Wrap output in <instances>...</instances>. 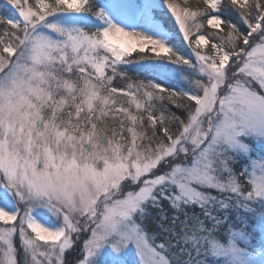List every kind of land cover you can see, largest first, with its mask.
Returning a JSON list of instances; mask_svg holds the SVG:
<instances>
[{"label": "snow or ice", "instance_id": "obj_1", "mask_svg": "<svg viewBox=\"0 0 264 264\" xmlns=\"http://www.w3.org/2000/svg\"><path fill=\"white\" fill-rule=\"evenodd\" d=\"M5 4L0 264H264V0Z\"/></svg>", "mask_w": 264, "mask_h": 264}, {"label": "rangeland", "instance_id": "obj_2", "mask_svg": "<svg viewBox=\"0 0 264 264\" xmlns=\"http://www.w3.org/2000/svg\"><path fill=\"white\" fill-rule=\"evenodd\" d=\"M127 2H130V1L127 0ZM82 241H83V237H81L80 241L76 243L75 249L69 250L68 252H66V255H65L66 264H76V261L80 258V250L82 249ZM125 259L127 261V264H131L133 260L137 261L138 257L135 256L134 254H129L127 257H125Z\"/></svg>", "mask_w": 264, "mask_h": 264}, {"label": "trees", "instance_id": "obj_3", "mask_svg": "<svg viewBox=\"0 0 264 264\" xmlns=\"http://www.w3.org/2000/svg\"><path fill=\"white\" fill-rule=\"evenodd\" d=\"M182 2V0H181ZM202 3V0H189V4L192 6V7H197V6H200ZM0 7H3L2 5H0ZM3 11L6 12V8H3ZM135 55V54H134ZM173 111H175V109H173Z\"/></svg>", "mask_w": 264, "mask_h": 264}]
</instances>
